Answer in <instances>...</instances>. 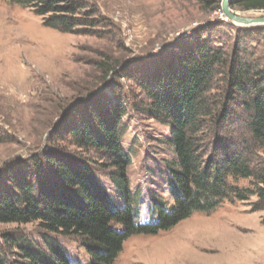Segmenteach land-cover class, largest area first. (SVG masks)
<instances>
[{
	"label": "rangeland",
	"instance_id": "rangeland-1",
	"mask_svg": "<svg viewBox=\"0 0 264 264\" xmlns=\"http://www.w3.org/2000/svg\"><path fill=\"white\" fill-rule=\"evenodd\" d=\"M89 1L111 22L97 37L59 33L45 27L31 9L0 0V129L7 138L0 143V184L7 186L6 178L21 171L34 172L30 164L46 170L44 154L55 150L89 165L118 208H124L127 203L112 183L116 171L109 162L52 140L64 126L82 121L95 125L97 119L107 123L116 114L120 147L130 161L128 189L139 201L136 223H151L158 218L151 205L154 198L173 203L167 164L176 161V149L169 125L150 112L145 88L169 83L206 29L219 26L208 35L230 54L238 30L263 26L234 25L220 13H204L196 0ZM233 11L247 18L264 16ZM245 35L250 45L249 39L255 40L257 57L264 60V29ZM229 182L252 188L251 180ZM256 201H227L215 211L194 213L169 231L132 236L115 264H264V211L252 212ZM113 228L123 231L120 225ZM6 236L41 240L37 223H0V264L18 260L19 247L6 243ZM52 236L71 264L89 263L78 239Z\"/></svg>",
	"mask_w": 264,
	"mask_h": 264
},
{
	"label": "trees",
	"instance_id": "trees-1",
	"mask_svg": "<svg viewBox=\"0 0 264 264\" xmlns=\"http://www.w3.org/2000/svg\"><path fill=\"white\" fill-rule=\"evenodd\" d=\"M12 2L31 9L45 27L62 34L97 37L99 29L111 23L89 0ZM196 2L204 13L222 10V0ZM231 8L264 12V0H232ZM218 27L205 30L204 39L184 54L181 69L169 83L145 88L150 112L169 125L176 149V161L167 164L173 203L154 198L151 205L157 220L136 223L139 201L128 189L130 161L120 147L121 120L116 114L107 123L97 119L95 125L82 121L72 128L64 126L52 140L109 162L116 171L112 183L127 205L118 208L89 165L55 150L46 152V170L30 164L34 172L21 171L11 180L6 178L7 186L0 184V223L40 227L37 243L5 237L6 243L19 247L16 264H71L52 234L78 239L88 264H115L130 237L169 231L194 213L215 211L224 202L256 197L252 212L264 211V60L257 57L255 40L249 39L250 45L245 35L264 26L238 30L230 54L208 35ZM214 91L221 94L213 96ZM6 141L0 129V143ZM209 147L211 153H207ZM231 178L251 180L252 188L233 186Z\"/></svg>",
	"mask_w": 264,
	"mask_h": 264
},
{
	"label": "water",
	"instance_id": "water-1",
	"mask_svg": "<svg viewBox=\"0 0 264 264\" xmlns=\"http://www.w3.org/2000/svg\"><path fill=\"white\" fill-rule=\"evenodd\" d=\"M232 0H222V16L232 24L241 27L264 26V16L257 18H247L235 13L232 8ZM188 32L183 34L187 35Z\"/></svg>",
	"mask_w": 264,
	"mask_h": 264
},
{
	"label": "built area",
	"instance_id": "built-area-1",
	"mask_svg": "<svg viewBox=\"0 0 264 264\" xmlns=\"http://www.w3.org/2000/svg\"><path fill=\"white\" fill-rule=\"evenodd\" d=\"M217 13H220V14H221V17H223L221 11H220V12H217ZM223 18H224V17H223Z\"/></svg>",
	"mask_w": 264,
	"mask_h": 264
}]
</instances>
